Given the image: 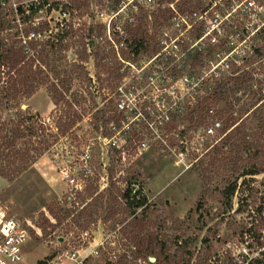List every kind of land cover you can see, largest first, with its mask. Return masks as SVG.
<instances>
[{
	"label": "rangeland",
	"instance_id": "1",
	"mask_svg": "<svg viewBox=\"0 0 264 264\" xmlns=\"http://www.w3.org/2000/svg\"><path fill=\"white\" fill-rule=\"evenodd\" d=\"M33 1L15 0L14 4L10 2V5L13 7ZM183 1L174 0L171 3L168 0H154V3H147L146 0L82 1L89 6L81 20L86 23V31L88 27H92L95 36L93 44L89 43L88 46L93 55H90L85 63L93 79L91 86L92 90L95 89L93 91L95 107L91 110L86 109L82 120L64 136L54 142L53 137V139L49 138L48 149L40 154L32 167L21 177L14 181L0 178V205L19 219H27L35 228L40 229L37 235L30 228V238L23 246L21 260L16 264H74L68 258L58 259V254L68 246L80 249L81 256L95 248L99 254L88 255L85 259L87 264L114 263L113 254L121 253V243L130 241L124 234L125 231L130 230L125 226L130 218L127 211L110 216L108 208L112 204L115 209L118 206L123 208L121 199L118 197L114 201L111 196L121 195L120 190L126 186L125 181L132 188L140 190L147 199L148 206L145 209L147 219L145 218L144 222H156V227L158 225L161 228L158 230L161 238L168 242L177 237L182 242L179 248L185 245L186 250L189 249L188 252L196 250L200 242L206 243L217 234L223 236L228 234L227 230L233 228L232 222H264L262 215L257 213L259 206L264 212V172L240 177L237 180L238 185L243 179L245 181L231 197L230 206L226 205L228 203L223 201L220 193L241 170L232 173L230 168L234 164L230 163L226 169L215 167L211 180L203 181L201 178L199 162L201 159L207 162L214 149L211 147L205 150V147L210 143L216 146L228 130L225 133L219 131L218 135L212 138L205 136L204 127L190 128L185 118L189 109L184 111L181 117L179 116L178 124L173 123L172 128H158L159 123L154 116L150 115L152 128H147L146 90L148 92L154 90L153 85L149 86V82L146 83V76L154 73L149 68L146 70L145 67L149 56L140 54L125 61L119 57V54L114 57L109 50L112 44V27L118 30L117 28L123 29L124 26L141 22L143 27H148L150 34L155 33L159 38L161 27L156 28V25L162 22V26L168 27L169 21L176 15L177 6ZM190 1L201 8L199 1L203 2L204 6L209 0ZM254 1L264 6V0ZM69 2L70 0L66 5L65 2L64 6L61 5V12L58 6L47 12L43 10L37 17L41 21L49 19L51 29L54 30L55 22L67 21L72 17L73 10L70 9ZM228 3L231 1L220 0L218 7L214 10L225 12L228 10ZM169 10L172 13L168 12ZM207 11L206 19L208 20L212 17V11L210 9ZM257 11L256 19L260 24L264 21V9L258 8ZM245 13L243 11L242 15H237L236 21L250 22L251 20H247L248 17L242 19L246 16ZM6 16L11 22L21 24L19 14L11 12ZM166 17L168 18L165 19ZM98 26H101L102 39L96 37L98 33L95 31ZM199 27H201L199 23L193 26V28ZM174 32V29H170L171 35ZM251 43L255 47L260 45L264 49V40L256 38L252 39ZM96 61L100 64L108 63L109 66H113L112 68L120 66L119 73H123L122 79L118 82L119 88L117 87L118 90L123 91H119L116 95L112 93L110 99L112 101L104 96V93L109 94L112 90L105 87L99 88L100 83L94 77L96 71L98 72L94 66ZM257 63L258 61H253L249 66L243 65L241 74L248 69H250L248 73L255 72L252 74V78L255 79L252 82V88L256 93L259 91L264 93L260 89L264 87V63H261V67ZM62 69H68L67 65ZM100 77L104 79L108 75L100 71ZM223 79H226V76ZM81 80L85 79L75 78L73 92L84 83ZM213 81H216L214 77L209 81V85L213 84ZM161 83L157 82V85L160 86ZM119 95L121 97L126 95L123 99L128 103L133 100L134 112H130V109L125 113L126 117L120 119L117 124L110 122L104 125L103 120L112 115L111 109L115 108ZM238 96L242 101L235 106L236 110L241 104L250 102L247 95L240 92ZM86 98L88 99L86 104L89 106V96ZM261 102H264V99L259 103ZM63 106L59 103L58 109ZM22 107H28L29 111L37 113L46 120L51 115L48 122L52 126L60 115L59 110L51 113L54 104L45 87H41ZM151 107H155L154 104ZM96 109L97 113L94 112ZM262 110L264 105L259 107V111L262 112ZM122 116H124L123 113ZM214 120L220 121L222 127L225 126L223 120L217 118ZM256 125L257 121L252 116L239 124L241 129L248 130L247 141L252 140L251 130L255 133ZM175 129L180 131L178 137L173 134ZM55 131L54 128L53 132ZM259 142L264 145V135ZM142 144H145L144 150ZM175 150H182L183 155L178 157ZM241 156L242 162H238L239 166L247 167L251 164L259 166L264 162V146L258 153L253 154V149H250L247 153L243 152ZM66 174L68 177L65 176ZM89 188L94 190L91 196H88L85 191ZM66 210H69L71 214L66 219L57 220ZM80 212L82 215L78 218ZM84 222H87V225ZM147 228L142 234H145L147 230H155L154 227ZM83 230L91 234L88 238L91 243L88 245L87 242L78 240ZM114 235L115 238H113ZM175 248L176 246L171 247L169 252L173 253ZM148 258H155V256L149 254ZM137 264H146V262L141 260Z\"/></svg>",
	"mask_w": 264,
	"mask_h": 264
},
{
	"label": "trees",
	"instance_id": "2",
	"mask_svg": "<svg viewBox=\"0 0 264 264\" xmlns=\"http://www.w3.org/2000/svg\"><path fill=\"white\" fill-rule=\"evenodd\" d=\"M82 1L84 0H70L68 5L73 10L72 17L67 21L55 22L54 30L51 29L49 19L42 21L38 19L35 22L38 12L44 8L47 0L19 4L17 14L20 15L21 24L11 22L0 9V178L14 181L21 177L32 167L40 154L48 149L49 138H54V142L64 136L82 120L86 109L91 110L95 107L93 94L95 89L92 90L91 86L93 79L85 66L89 56L93 55L88 46L89 43L93 44L95 36L92 27H88L86 31V23L81 20L89 6ZM173 1L168 0L169 3ZM64 2L66 5L68 0ZM64 2L61 4L52 2L49 8L44 11H50L59 5L64 6ZM194 10H199V6L191 3L190 0H184L181 5L177 6L179 13H191ZM168 12L172 13L171 10ZM162 25V22L158 23L156 28L162 27ZM112 29V44L109 41L111 44L109 50L114 57L119 54L122 60L127 61L130 57L135 58L140 54L150 57L160 51L161 46L156 34H150L148 27H143L141 22L124 26L123 29L117 28L119 32L113 27ZM202 30V27L191 29L190 37H198ZM95 32L98 33L96 37L102 39L101 26H98ZM256 38L264 40V27L256 35ZM187 45L185 43L182 49H185ZM211 54V49L188 53L185 64L192 69H200L204 66L205 60L211 57ZM161 57L160 55L157 58L160 60ZM262 59H264V49L259 45L253 49L251 55H246L243 58V63L233 70L232 75L214 83L209 96L199 97L194 106L187 107L189 111L186 112L187 117L185 118L190 128L205 127L210 119L217 118L225 123L220 132L225 133L228 130L217 142V145L212 146L214 149L207 162L203 159L199 162L203 181L211 180L215 167L226 169L232 163L234 164L230 168L232 173L241 170L236 177L230 175V177H234V180L228 182L220 193L228 206H230L231 197L245 181L243 179L238 185L237 180L240 177L264 172V162L259 166L251 164L241 167L238 165L243 152L247 153L253 149V154H255L264 146L259 142L261 136L264 135V110L259 111V107L264 105V102L259 103L264 99V93H260V91L256 93L252 88V82L255 81L252 74L255 72L248 73L250 70L248 69L244 74H241L243 65L249 66L253 61H258L257 64L261 67V63H264ZM161 63L165 66L174 64L172 68L177 75L174 56L168 55L167 59ZM65 65L68 69H62ZM94 66L95 70H98L94 77L100 83L99 88L105 87L112 90L109 94L104 93V96L109 97L110 100L111 94L115 95L118 82L123 76V73H119L120 66L112 68L113 66H109L108 63L100 64L97 61ZM100 71L107 73L108 77L101 79ZM81 77L85 79L81 80L84 83L82 82L83 84L73 92L75 78ZM116 80L118 81L116 82ZM41 87H45L50 93L54 104L51 113L56 110L60 112L54 126L48 122L51 115L46 120L37 113L29 111L28 107H22ZM260 89L261 92H264V87ZM240 92L247 95L250 102L241 104L240 108L236 110L235 106L242 101L238 96ZM86 96H89V106L86 104L88 101ZM59 103L64 105L63 108L58 109ZM111 111L112 115L103 120L104 125L110 122L117 124L120 120L114 108ZM94 112L97 113L98 110L96 109ZM251 116L257 121L256 132L252 133L251 130L252 140L247 141L248 130L241 129L239 124ZM54 128L56 129L55 133L53 132ZM249 155L251 154L249 153ZM125 185L120 190L122 192L120 196L115 194L111 196L114 201L119 197L123 208L118 206L115 209L112 204L108 208V215L114 216L127 211L130 220L125 226L130 230L125 231L124 234L130 241L128 243L126 240L121 243L122 252L116 254V262L111 264H137L141 260L146 264H187L189 258L185 257L187 254L185 245L180 249L182 244L177 243L179 240L177 237L166 242L160 237L158 230L161 228L158 225L156 227V222H144V219H147L145 216V209L148 206L146 197L141 194L140 190L131 193L132 188L127 181H125ZM85 191L88 196L94 192L91 188ZM197 206H199L198 203ZM257 213L262 215L261 206L257 208ZM70 214L71 212L66 210L57 220L66 219ZM81 215L80 212L78 218ZM84 223L87 225V222ZM146 227H148L147 229L154 227L155 230H147L145 234H142L144 230L146 231ZM174 246L176 248L173 253L169 252ZM149 254L155 256L153 263L148 260Z\"/></svg>",
	"mask_w": 264,
	"mask_h": 264
},
{
	"label": "built area",
	"instance_id": "3",
	"mask_svg": "<svg viewBox=\"0 0 264 264\" xmlns=\"http://www.w3.org/2000/svg\"><path fill=\"white\" fill-rule=\"evenodd\" d=\"M14 1L0 0V9L4 15L11 12L17 14L18 5L13 7L10 5V2L14 4ZM64 1L66 0H47L44 8L38 12L37 16L43 10L49 8L52 2H60L61 4ZM211 1L209 0L204 6L203 2L199 1L201 4L199 11L194 10L191 13L175 11L176 15L170 20L171 22L169 21V26L161 27L158 38L161 46L160 51L152 54L147 60L148 62L145 63L146 70L149 68L151 72H154L153 75L146 76V83L149 82V86L150 84L154 86L153 91L148 92L146 90L147 128L151 127L150 115L157 120L160 129L172 128L173 123L178 124V118L183 115L187 107L194 106L199 97L209 96L216 81L232 75L233 70L243 63V58L253 53L255 46L251 41L264 27V21L258 24L256 12H258V8L264 9V6H260L254 0H229L231 3H228V10L220 12L214 10L218 7L217 4L220 0ZM146 2L154 3V0H146ZM59 6L61 12V5ZM208 9L212 11V17L207 20ZM243 11L246 12V16L242 19L248 17L247 20H251L250 22L236 21V16L242 15ZM38 19L39 17L35 22ZM197 23L201 24L203 30L198 37L191 38L190 31ZM237 23H239V26H237ZM170 29L175 30L172 35ZM185 43L188 45L185 49H182ZM204 49H211L212 54L208 60H205L202 68L192 69L185 64L188 53L192 54L195 51H203ZM160 55L162 57L159 60L157 57ZM168 55L175 57L177 75L172 68L174 64L165 66L161 63V61L167 59ZM129 65L132 66L130 63ZM126 67L130 71L129 67ZM213 77L216 81L209 85V81ZM157 82L162 83L158 86ZM118 88L115 95L122 90H118ZM119 96L120 98L116 102L117 107L115 106L114 110L115 113H118L119 119H124L128 110L131 109L130 112H134L133 107L135 104L132 103L133 100L130 103L124 101L123 98L126 95ZM152 104L155 107H151ZM122 113L124 116H122ZM221 128L220 121L210 119L204 127V134L215 138ZM179 133L180 131H177V129L173 131V134L177 137ZM212 146V143L208 144L205 150H209ZM142 149H145V144H142ZM175 151L176 153H174L178 157L183 155L182 150ZM65 176L68 177V174ZM135 191V188L131 189V193H135ZM48 217L52 219L51 216L48 215ZM262 217H264V212H262ZM232 224L233 228L228 229V234L225 236L217 234L215 238L207 240L206 243L200 242L196 250L188 252V249V255H185L189 258L187 264H264V222H232ZM30 228L39 235L40 229L35 228L31 221L19 219L0 205V264H16L21 260L23 246L30 238ZM90 237V232L83 230L80 232L78 240L87 242L88 245L91 243V240H88ZM113 238H115V235ZM178 243L179 245L182 244L180 240ZM90 254L96 255L99 252L94 248L81 256L80 249L68 246L58 254V259L68 258L74 264H87L85 259ZM113 255L116 262L117 255Z\"/></svg>",
	"mask_w": 264,
	"mask_h": 264
},
{
	"label": "water",
	"instance_id": "4",
	"mask_svg": "<svg viewBox=\"0 0 264 264\" xmlns=\"http://www.w3.org/2000/svg\"><path fill=\"white\" fill-rule=\"evenodd\" d=\"M155 260V258H149L150 262H153Z\"/></svg>",
	"mask_w": 264,
	"mask_h": 264
}]
</instances>
